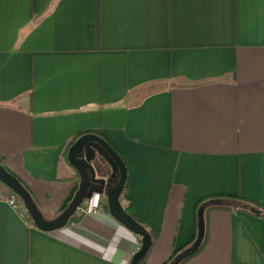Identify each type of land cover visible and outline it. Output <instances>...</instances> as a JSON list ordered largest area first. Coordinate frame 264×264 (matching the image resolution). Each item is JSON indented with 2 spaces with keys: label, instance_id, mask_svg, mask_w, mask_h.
Returning <instances> with one entry per match:
<instances>
[{
  "label": "crops",
  "instance_id": "crops-1",
  "mask_svg": "<svg viewBox=\"0 0 264 264\" xmlns=\"http://www.w3.org/2000/svg\"><path fill=\"white\" fill-rule=\"evenodd\" d=\"M88 132L124 158L147 264L190 242L201 199L264 203V0H0V155L45 218L80 183L68 151ZM105 203L43 231L0 202V264H132L141 237ZM219 204L185 264H264L262 212L200 208Z\"/></svg>",
  "mask_w": 264,
  "mask_h": 264
},
{
  "label": "water",
  "instance_id": "water-1",
  "mask_svg": "<svg viewBox=\"0 0 264 264\" xmlns=\"http://www.w3.org/2000/svg\"><path fill=\"white\" fill-rule=\"evenodd\" d=\"M86 146L91 149L94 157L96 154L101 157L102 161L97 163V165L91 162L93 158L85 156L84 150ZM68 160L80 176L79 188L68 207L61 214L52 219H46L44 217L29 191L17 177L11 174L1 164L0 181L20 196L34 225L43 231H53L65 227L85 200H90L95 194L105 196L107 198L110 214L129 230L142 237L141 247L132 260V264H137L141 256L146 253L151 240L145 227L129 215L121 204L120 197L127 180V168L123 158L101 135L87 133L81 136L70 147L68 151ZM103 162L108 163L112 170L109 177H98V172H101ZM251 210L256 214H260L261 212L254 208ZM198 217V237L188 249L179 255L180 260L195 252L202 242L205 227L203 207L199 209Z\"/></svg>",
  "mask_w": 264,
  "mask_h": 264
},
{
  "label": "trees",
  "instance_id": "trees-1",
  "mask_svg": "<svg viewBox=\"0 0 264 264\" xmlns=\"http://www.w3.org/2000/svg\"><path fill=\"white\" fill-rule=\"evenodd\" d=\"M89 133V132H88ZM96 133V132H94ZM99 135H101L103 138H105L102 134L100 133H97ZM82 136L81 135H78L74 141L72 142V144L80 137ZM106 139V138H105ZM107 140V139H106ZM108 141V140H107ZM109 142V141H108ZM110 143V142H109ZM71 144V145H72ZM111 144V143H110ZM116 150V149H115ZM117 151V150H116ZM118 152V151H117ZM119 153V152H118ZM120 154V153H119ZM121 155V154H120ZM121 157L123 158V156L121 155ZM124 160V158H123ZM125 162V161H124ZM0 164L3 165L11 174H13L15 177H17L19 179V181L23 184V186L29 191V193L31 194V196L33 197L35 203L37 204L38 206V203L36 201V199L34 198V196L32 195L31 191L29 190V188L23 183V181L13 172H11L5 165V162H4V158L0 155ZM126 165V163H125ZM127 168V166H126ZM128 169H127V180L125 182V186H124V190L122 192V195L120 197V200H121V204L123 206V208L125 209V211L131 215L137 222H139L140 224H142L145 229H146V232L149 234L150 236V245L146 251V253L141 256V258L138 260L137 264H147V259H148V256L150 254V252L152 251L154 245H155V242H156V237L155 235L153 234V232L147 227L145 226L136 216L135 212H134V209H133V203H132V200L130 199L129 195H128ZM79 188V184L75 187V189L71 192V194L68 196V198L65 200V202L63 203V205L61 206V208L53 214V217H56L58 216L59 214H61L67 207L68 205L71 203V201L73 200L77 190ZM209 199H228V200H232V201H236V202H239L241 204H244V206H241V207H244L243 209L244 210H248L249 212H253L251 210V208H254V209H257L259 211L262 212V216H264V203H259V202H255V201H251V200H248V199H245L241 196H213V197H205L203 199H201L199 201V203L197 204L196 206V212H195V220H194V234H193V238L190 240L189 243H187L185 246H183L182 248L180 249H174L173 250V253L171 255V257L165 261L164 263L162 264H185L187 263L189 260H191L192 258H194L195 256H197L204 248L205 246L207 245L208 243V236H209V227H208V215L209 213L212 211V210H215V209H226V210H232L233 208L231 206H228V205H224V204H219V205H210L208 206L205 210H204V236H203V239H202V242L200 243L199 247L195 250V252L189 254L188 256H185L183 259H179V255L181 254L182 251H184L185 249L189 248L197 239L198 237V234H199V217H198V212H199V208H200V205L202 202L206 201V200H209ZM89 200H85L83 202V204L81 205L80 209L74 214V216H72V218L70 219L69 223L68 224H71V223H77V222H80L81 219L83 218L84 216V213L82 212V210H85L87 207H84L86 206V204L88 203ZM247 207H251L250 209H247ZM39 208V207H38ZM104 209L108 212L109 211V207H108V204L105 203V207ZM29 219L32 220V218L29 216ZM48 219V218H46ZM141 237V236H140ZM141 240H142V237H141ZM140 247H141V244H140ZM179 260V261H178ZM178 261V262H177Z\"/></svg>",
  "mask_w": 264,
  "mask_h": 264
},
{
  "label": "built area",
  "instance_id": "built-area-1",
  "mask_svg": "<svg viewBox=\"0 0 264 264\" xmlns=\"http://www.w3.org/2000/svg\"><path fill=\"white\" fill-rule=\"evenodd\" d=\"M0 202L8 204L24 219H29L30 215L25 208L23 200L20 198L18 194H16L13 190H11L1 181H0ZM92 210L94 211L96 209L86 208L85 210H82V212L85 214L87 211H92ZM29 221L31 226H35L32 220L29 219Z\"/></svg>",
  "mask_w": 264,
  "mask_h": 264
},
{
  "label": "flooded vegetation",
  "instance_id": "flooded-vegetation-1",
  "mask_svg": "<svg viewBox=\"0 0 264 264\" xmlns=\"http://www.w3.org/2000/svg\"><path fill=\"white\" fill-rule=\"evenodd\" d=\"M89 133H94V132H89ZM85 134H87V133H85ZM96 134H97V133H96ZM83 135H84V134H83ZM83 135H82V136H83ZM80 137H81V136H80ZM80 137H79V138H80ZM79 138H78V139H79ZM78 139H77V140H78ZM77 140H76V141H77ZM76 141H75V142H76ZM75 142H74V143H75ZM74 143H73V144H74ZM73 144H72V145H73ZM72 145H71V146H72ZM84 153H85V156H86V157H88V158H93L91 162H92L94 165H97V163H99V162L102 161L101 157H100L98 154H96L95 157H94V154L92 153L91 149H90L89 147H87V146H86V148H85V150H84ZM109 176H110V175H109ZM109 176H108V177H109Z\"/></svg>",
  "mask_w": 264,
  "mask_h": 264
},
{
  "label": "rangeland",
  "instance_id": "rangeland-1",
  "mask_svg": "<svg viewBox=\"0 0 264 264\" xmlns=\"http://www.w3.org/2000/svg\"><path fill=\"white\" fill-rule=\"evenodd\" d=\"M105 164V168L107 167V165H108V163H106V162H103V165ZM109 166V165H108ZM109 168H110V166H109ZM106 169H108V167L106 168ZM109 170V169H108Z\"/></svg>",
  "mask_w": 264,
  "mask_h": 264
}]
</instances>
